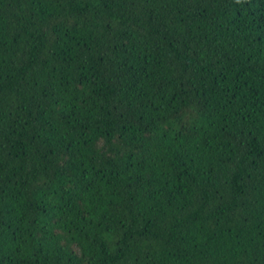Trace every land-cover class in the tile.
<instances>
[{"label":"trees","instance_id":"trees-1","mask_svg":"<svg viewBox=\"0 0 264 264\" xmlns=\"http://www.w3.org/2000/svg\"><path fill=\"white\" fill-rule=\"evenodd\" d=\"M0 264H264V0H0Z\"/></svg>","mask_w":264,"mask_h":264}]
</instances>
